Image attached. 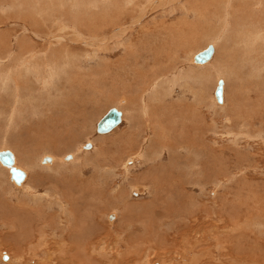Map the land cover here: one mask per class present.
<instances>
[{
  "label": "rangeland",
  "instance_id": "rangeland-1",
  "mask_svg": "<svg viewBox=\"0 0 264 264\" xmlns=\"http://www.w3.org/2000/svg\"><path fill=\"white\" fill-rule=\"evenodd\" d=\"M15 1L21 3V0ZM84 1L86 0H76L75 2L74 0H47L46 4H42L43 0H33V5H36L38 8L35 10L29 8L30 11L28 8L23 10L6 9L5 7L0 8V63H2L0 67H4L5 69L7 66L11 67L15 58L13 55L19 53V45L25 42L26 44L24 45L28 46H26V51L22 53V55H28V53L32 52V49L39 51L44 48V45L47 48L44 49L46 52L48 50V54L49 52L51 53V49L53 51H59L58 49L63 47V45H71V48L75 49L77 53L81 51L79 53L80 61L76 63H79L77 66L78 68L74 70L71 69L70 73L71 80L73 79L72 76L75 75L74 80H72L74 81L73 86L77 85L79 81H84L82 82L83 87L79 88L78 86L69 89V85L63 91V85L66 83L65 80H67V76H65V78L62 76L63 79L59 81L60 83L58 82V86L55 85V89L61 92H53L50 98L48 97V104L45 103V99L43 100L44 102L42 101L40 109L50 107L51 110L47 116L52 114L54 117H51V120H55V118L58 117L59 119L62 118V120H66L62 124L65 132H62L63 129L61 130V127H59L57 132L60 135L64 134L62 140L53 141L51 143L46 141L45 144L40 143L43 142V140H49L50 138L47 137L50 134L55 136L56 131H53L51 127L54 125V123H51L54 122V120H49L50 122L46 121L43 124L42 122H38L42 118L44 120L47 118L41 117L38 112L29 109V107L32 108L33 105L36 104L31 106L25 105V109L23 108V118L29 116H31V118L19 122V124H16L11 129L7 126L8 120L4 119V117L8 115L6 114L8 113V108L4 109L3 106H10L15 99L12 98L10 100L12 94L15 96L16 90L14 84L20 88V85L24 84V80L16 75L12 80L13 83H15L9 88L10 90L8 89V94L4 95L3 91V95L2 93L0 94L2 99H5L3 101L0 99V109L2 111L0 116L3 119L1 120L2 122L0 121V150L8 146L6 141L8 142L9 140L11 144H16L17 146L19 143L16 139L20 136L23 140L25 137L26 141L24 140L25 142H22L23 147L18 145L16 148H6L15 151L17 157L19 156L17 159L18 162L20 160V167L27 169L26 165L22 162L21 156L24 154L23 152L25 150H28L27 147L31 150L30 155L32 159H41L42 156L51 157L52 155L50 154H54L62 159L67 157L70 159V156L75 153L78 155V159L76 160L77 163L74 162L62 166L60 160H58L59 167L56 162L55 168L58 167L60 170L55 168L39 170V168L35 166L36 168L32 171H28L30 179L25 187L21 188L20 186L16 188L17 185H14L13 192L10 191L9 193H5L4 191V203L2 204L3 212L1 213L2 216L0 215L1 218L3 217L2 219L0 218V264H43V262H45L44 264H63L64 260L68 258H71L70 260L75 259V263L73 262V264H145L143 262L146 261L147 264H264V212L262 213V211L260 212L259 210V208L264 210V79H262L263 81L252 79L249 74H247L248 70L244 67V69L240 67L241 59L235 53L236 50H234L236 46L228 39L226 41L225 38H222L217 41L218 52L215 55V60L213 59L209 63L211 66L208 65L207 69H202L203 71H209L207 72L209 75L211 74L208 80L209 82L207 79L204 82L202 76H200L196 80L197 84L193 82L190 85L189 79L187 78V80H185L184 78L178 85H175L169 96L165 97L163 95L164 97L161 98L162 100H154L153 97H158L160 91L156 90V92H158L157 94H151V92L158 87L153 84L155 81L150 82L151 79L152 81L154 78L163 77L171 79L173 77L172 75L175 73L184 75L185 72H197L192 65L193 63L190 61L191 57L195 52L205 48L207 45H213V43H210L213 41L211 38L213 36L212 30H214L213 27L218 25L207 22L206 18H201L198 21L193 15L194 8L199 7L198 5L202 4L204 0H172L171 2L167 0L168 2H166L165 5L163 2H158L156 4L154 2V7L150 5L146 8L148 12L142 10V16L145 15L142 25L138 26L136 23L132 30L130 29V31L126 32L122 37L123 39L125 38L123 40L125 43L123 42L124 44L117 45L116 49H114L116 46H113L114 41L116 42L114 39L106 43L110 49L105 52L103 50H97V48L89 46L84 42L69 43L72 38L70 31V34L67 35L69 39H67V41L64 40L62 45H55L54 42H52L53 44H49L50 40H54V34H67L64 31L65 26L68 25L61 19L57 20V18H53V15L45 11L53 10L55 12L63 11L66 13L67 9L73 8L74 3L75 6L73 9H82L84 11L85 7L88 6L87 3L92 5L94 1L99 4L101 2V0ZM242 2L244 3V0H242ZM187 3L190 7L185 6ZM2 5L3 4L0 3V7ZM40 5H43V9ZM144 5L148 4H140L142 7ZM213 5L215 6V4ZM142 7L138 9L141 10ZM184 8H186L185 10L188 9L187 12L190 11L191 13L187 14ZM86 16L87 15H85V17ZM82 17L84 16L82 15ZM128 22L131 23V20ZM172 27L180 30L179 33L181 34L178 40L176 39L177 41L175 39H166L167 31H169L166 28L172 29ZM80 30L84 32L82 29ZM148 31L150 32L149 34ZM153 31H158V35L161 37L155 38L157 35ZM98 33L100 35L106 33L111 35L113 32L111 33V30L107 29L104 33L100 30ZM169 34H171L170 31ZM149 35L152 37H149ZM176 35H178V33ZM181 35L184 38H181ZM85 36L88 37L89 35L87 34ZM168 38H170V35ZM185 41L187 42L186 44L184 43ZM125 46L129 52L132 47L131 50L133 52H130L132 54L129 55L128 51L124 50ZM157 54L159 58L154 62L153 56L155 57ZM138 56H143L140 61L143 60L144 57H148L149 61L146 63L147 66H144L141 61L140 63L141 65L143 64L144 67H140L138 63L137 65H139V67L134 65V67L131 68L130 65H128V61H133L132 59H136ZM126 59L129 60L127 61ZM223 60L225 61L223 62ZM158 62H161V64ZM229 64H236L237 69L231 68ZM216 68L221 71L222 69L226 70L227 72V80L222 78L225 83L224 95L226 97L224 96V99L226 100V104L224 105L223 103L221 107L219 105L214 106V102L212 101L216 89ZM77 69L79 71H77ZM77 72H80V74ZM194 72L193 76H197L198 74ZM1 73L4 74L5 72ZM129 74L130 76H128ZM116 76L117 79L114 78ZM110 77L114 78L115 81ZM128 77H130V79H128ZM93 79L102 80L100 83H104L105 88L104 85L101 84L103 86L102 88V86H98L96 83V86L93 85L95 88L90 87V89L93 88L97 92L91 93L85 83L88 84L91 81L93 82ZM111 83L113 84L111 85ZM138 86L139 88H137ZM200 87H204V91ZM21 90H23L21 91V95L27 96L25 88L22 87ZM194 90L197 92H192ZM72 92L77 96H74ZM200 92L203 95H201ZM91 94L93 97H91ZM35 96L37 95L35 94ZM196 96L198 97L196 98ZM86 97H90V104L84 107L82 103H79L78 106L84 110L87 119L85 120L79 117V120H77L78 122L69 121L67 116L73 111L71 107L74 108L71 104ZM139 101L140 104H142L141 101H145V104L148 103L147 105L151 106L152 112H154H151L153 115L151 114L150 118L143 117V119H141V122L145 124L146 127L149 125L143 133H139L136 129L133 130L130 124L127 123L126 120H123L121 125L114 132L106 135V137H98L99 134L96 132V124L110 109L118 108L124 110L123 107L116 104L131 102L134 105V102L139 104ZM125 105L129 104L127 103ZM188 109H190V112L187 113V111H189ZM66 112H69V114ZM35 114L38 115L36 116ZM159 114L161 119H159ZM33 117L34 119L32 120ZM157 120L160 122V127L159 125L158 127L157 125H153ZM151 121H153V123ZM71 123H75L76 126L71 127ZM46 126H48V128H46ZM66 126L68 127L65 128ZM49 128H51L52 131H50L51 129ZM154 128H157V132L155 131V133L153 132ZM139 130H141V128H139ZM37 132H44V134H37ZM132 133H136L135 136H137V141H131L130 137L134 135H132ZM65 134H67L66 137ZM29 135H31L30 138ZM41 135L42 137L40 139L39 136ZM43 136H46V138L42 139ZM33 137H37L38 139L34 143H27V138L32 139ZM88 143H93L95 150L85 155L83 152L87 150L81 149L79 151V147H85ZM139 150L142 151V155H145L140 157L142 159H137L136 157ZM126 160H128L126 166L130 168L129 176L120 175L114 178L110 170L116 168L115 173H120L123 169V163L125 164ZM130 161H132L131 164L128 163ZM35 162L38 161L36 160ZM150 167L156 169H151L153 170L150 173L151 176L157 173L153 175V178L158 175L159 170L162 171L163 175L166 173L165 176L167 175V177L165 180L167 182L168 180L169 182H173L172 177L175 178L174 184L172 185V188L175 189V194L171 200L167 198L168 201L165 200V194L163 193L157 195L153 190V184H148V180L144 179L146 182L141 180L144 174H148L147 171ZM154 170L158 171L155 172ZM189 173L194 175L191 177L188 175ZM104 175L105 177H103ZM170 175L171 180L170 178L168 179ZM8 176L10 180V174ZM106 176H108V179ZM196 177H198L199 181ZM4 178L8 180L6 174H4ZM130 178L131 180H129ZM136 178L137 180H135ZM9 180L8 183H10V185L12 184L11 186H13L14 183L17 184L12 179V181ZM80 184L86 189L92 188L91 190H95L94 193L91 191V193H93L92 197L89 198L86 196V200H88L89 203L86 206L83 204V199H77L79 198V193L77 194L76 191ZM134 185H137L140 191L134 190V192L132 191L133 193H131L130 187H135ZM148 186H150L154 194H150L151 191L148 189ZM31 187H36V192H32L33 190L30 191ZM5 188L8 189L9 187L5 185ZM94 195L95 197H93ZM157 196L163 198L159 200ZM76 199L81 204H79ZM67 200L73 205L68 204ZM154 201L158 202L156 203ZM160 201H163L161 202L163 208H160L162 207L160 206ZM169 201L171 202L170 207L172 205L173 209H171V211H173L171 214L163 212L165 210L164 205L168 208L167 204ZM74 202L78 203L80 208H78ZM158 203L160 207L157 206ZM151 204H154V207L151 206V208ZM26 205L30 207H26ZM71 207L72 210L70 209ZM223 208L227 213L221 210ZM17 209H19V213ZM254 209L259 212L257 213ZM220 210L222 213L221 215L220 212H218ZM33 212L35 214H33ZM155 212L162 213L163 216L154 217ZM177 212L178 215H183L184 221L180 219V226L178 228H172L175 225L171 226L167 224H171V222L175 224L178 221V218L173 216V214ZM188 212L191 213V215L187 216L189 214ZM24 213H29V215L26 216ZM207 213L211 218L207 217ZM217 213H219V215ZM228 213L231 215L228 216ZM260 213L263 215H260ZM113 214L116 215V218L114 221H110L109 217ZM195 214L199 218L197 223L196 221H186V223H184L185 220L193 219ZM30 215L32 218L29 220ZM73 215L76 216L74 217ZM215 216L216 219H214ZM225 216L227 217L225 218ZM68 217L72 219L69 220ZM210 220L213 227L209 226H212V224H209ZM149 222L151 224L154 223L156 228L159 226L161 229L156 231L155 228L153 229V227L150 226L151 224ZM187 222L189 224H187ZM206 224L209 225L207 226ZM237 224L240 228H237ZM181 225L183 227H181ZM225 225L231 231H228L227 228L224 227ZM135 226L138 228V231L133 229ZM141 226H150L151 229H153L152 233L146 232L148 234H146L145 236L147 237H145L143 233L145 234L144 231L146 230L141 232ZM219 226L222 227V229L219 228ZM234 226L241 230L235 229ZM214 228L217 232L219 231L220 237L217 235L218 233H214ZM217 228L223 231V228H225V231L222 232L224 235H221V230H217ZM197 229H199L198 233L196 231ZM79 233L86 234L87 237L84 236L85 239L82 238L84 239L82 240ZM184 234L186 236H183ZM149 235H153L152 238H150L152 240L149 239ZM140 236H144L145 238L142 237V240ZM224 236H226V239ZM233 236L234 241L232 238ZM217 237L220 239L218 240ZM138 241H140L139 244L143 243L144 245H137ZM92 244H94L95 247L93 250L90 249ZM221 245H224L223 248H221ZM78 251L80 253H78ZM82 251L83 253H81ZM229 251L232 252L230 253ZM230 255L233 256V258L229 259ZM67 263L68 262L65 261V264Z\"/></svg>",
  "mask_w": 264,
  "mask_h": 264
},
{
  "label": "bare ground",
  "instance_id": "bare-ground-1",
  "mask_svg": "<svg viewBox=\"0 0 264 264\" xmlns=\"http://www.w3.org/2000/svg\"><path fill=\"white\" fill-rule=\"evenodd\" d=\"M76 0H74V2H75ZM86 1H88V0H86ZM86 1H84V2H86ZM90 1V0H89ZM94 1V0H93ZM169 1V0H168ZM167 0H101V2H100V4L98 3V2H96V1H94V3L92 4V5H90L89 3H87V5L88 6H86L85 7V10L83 11L82 9H78V10H75V9H73L74 8V6H75V3L73 4V8H71V9H67L66 10V13H64L63 11L61 12V11H57V12H55V11H53V10H48V11H45L46 13H48V14H51V15H53L54 17L53 18H57V20L58 19H61V20H63L64 22H66L67 23V25L69 26H65V31L64 32H66L67 34H54V40L53 41H49V40H47V41H49L50 43L49 44H53L52 42H54V44L55 45H62V42L65 40V41H67V39H69V37L67 36V35H69L70 34V32H71V35H72V38L70 39L71 41H69V43L70 42H73V43H78V42H84V43H87L89 46H92V47H95V48H97V50H103L104 52L106 51V50H108V49H110L109 47H108V44L106 45V43H108V41L110 42V40H116V42L114 41V45L113 46H116L114 49H116L117 48V45H120V44H124L125 42L123 41L124 39L122 38L123 37V35L126 33V32H128V31H130V29L132 30V28H134L135 27V24L136 25H138V26H140V25H142V23H143V21H144V16L145 15H143L142 16V10H145L146 12H148L147 11V7H149L150 5L151 6H153V4H154V2H155V4L156 3H164V5H165V3L166 2H168ZM172 0H170V2H171ZM177 1V0H176ZM50 2V1H49ZM0 3H2L3 5L0 7V8H6V9H21V10H23V9H27L28 8V10L30 11V9L29 8H31L32 10H35V9H37L38 7H36V5H33V0H21V3H19V2H17V1H15V0H0ZM47 3V0H43V3L42 4H46ZM52 3V2H51ZM199 3V2H198ZM203 3H207V4H203ZM202 4H200V5H198L199 7H197V8H194V10H193V15L195 16V18L199 21V19H201V18H206L207 19V22H210V23H215V24H217L218 26H215V27H213L214 28V30H212V32H213V36L211 37L212 38V42H210V43H213V45H211L212 46V55H211V57H210V59L207 61V62H205V63H203V64H201V63H195L194 62V56L196 55V54H198V53H201V52H203V51H205L207 48H208V46H210V45H207L205 48H203V49H201V50H199V51H197V52H195L194 54H193V56L191 57V59H190V61L193 63L192 65L194 66V68L197 70V72H194V73H197L196 75L197 76H193L194 74H193V72H190V73H184V75H182V74H178V73H175V74H173L172 76V78L171 79H169V78H167V77H163V78H154V80L152 81V79H151V81L150 82H154L153 84H155V86L157 87L155 90H153V92H151V94H157L158 92H156V90L158 91H160L159 92V95H158V97L157 96H154L153 97V99L154 100H157V99H161V98H163L164 96L166 97V96H169V94H171V92L173 91V88L175 87V85H178L179 83H180V81H183V79L185 78V80H187V78L189 79L188 81H189V84L191 85V83H193V82H195L196 83V80L198 79V77H200V76H202V79L204 80V82H205V80L207 79V81L209 80V77H210V75H209V73H207V72H209V71H203L202 69L204 68V69H207V67H208V65H210L209 63L214 59L215 60V58H216V53L218 52V45H217V41L220 39H222V38H225V40L227 41V39L229 40V41H231L235 46H236V48L234 49V50H236V54L238 55V57L241 59V61H240V67H244V68H246L248 71H247V74H249V76L252 78V79H254V80H259V81H263L262 79H264V0H244V3L242 2V0H204V2H203ZM217 3V4H216ZM49 4V3H48ZM56 4V3H55ZM140 4H148V5H144L143 7L142 6H140ZM213 4H215V6L213 5ZM53 5V4H52ZM57 5V4H56ZM71 5V4H70ZM78 5V4H77ZM77 5H76V7H77ZM185 5V4H184ZM38 6V5H37ZM41 6V5H40ZM43 6V5H42ZM41 6V7H42ZM79 6V5H78ZM185 6H188V7H190L189 5H188V3L185 5ZM192 6V5H191ZM66 7V6H65ZM142 7V9L141 10H139L138 8H141ZM154 7V6H153ZM259 7V8H258ZM51 8V7H50ZM220 8V9H219ZM42 9H43V7H42ZM53 9V8H52ZM186 8H184V10H185ZM31 10V11H32ZM152 10V9H151ZM188 10V9H187ZM187 10H185L186 12H187ZM259 10V11H258ZM44 11V10H43ZM65 11V10H64ZM82 11V12H81ZM262 11V12H261ZM28 12V11H27ZM259 12H261V13H259ZM34 13V12H33ZM191 12L190 11H188L187 12V14H190ZM44 14V13H43ZM84 16V17H82V15ZM85 15H87L86 17H85ZM187 17V16H186ZM32 18V17H31ZM42 19V18H41ZM43 20V19H42ZM131 20V23H129L128 21H130ZM60 21V20H59ZM33 22V21H32ZM36 24V23H35ZM62 25V24H61ZM57 26H58V24H57ZM64 26V25H63ZM97 26H99V27H97ZM102 26V27H101ZM101 27V28H100ZM167 27H168V25H167ZM171 27V26H170ZM61 28H62V26H61ZM61 28H60V30H61ZM141 28H142V26H141ZM187 28H190V27H187ZM27 29V28H26ZM63 29V28H62ZM80 29H82L84 32H82ZM111 30V35H109V33H106V34H102V35H100L98 32H99V30L101 31V32H103L104 33V31L105 30ZM164 29V28H163ZM167 30H169L170 32H171V34H169V31H167V34H166V39H172V40H178V37L180 36V34L181 33H179V29H176V28H173L172 27V29L171 28H166ZM183 29V28H182ZM70 31V32H69ZM178 33V35H176L177 33ZM186 31V30H185ZM207 31V30H206ZM27 32V31H26ZM31 32V31H30ZM63 32V31H62ZM154 33H156V37L155 38H157V37H161V36H159L158 35V31H153ZM150 32L148 31V34H149ZM176 33V34H175ZM207 33H208V31H207ZM36 34V33H35ZM89 35L88 37H86L85 35ZM170 35V38H168V36ZM185 34V33H184ZM108 35H109V37H108ZM152 35H153V33H152ZM183 35V34H182ZM181 35V36H182ZM151 35H149V37H150ZM163 36V35H162ZM48 37V36H47ZM46 37V38H47ZM68 37V38H67ZM152 37V36H151ZM164 37V36H163ZM49 38V37H48ZM47 38V39H48ZM52 38V37H51ZM181 38H184L183 36L181 37ZM150 39V38H149ZM161 39V38H160ZM170 40H169V42H170ZM176 40V41H177ZM190 40V39H189ZM208 40V39H207ZM74 41H77V42H74ZM87 41V42H86ZM149 41V40H148ZM157 41V40H156ZM210 41V40H209ZM23 42V41H22ZM30 42V41H29ZM93 42H95V43H93ZM124 42V43H123ZM154 42V41H153ZM4 43V42H3ZM19 43H20V41H19ZM185 44L187 43L186 41L184 42ZM24 44H26V42L25 43H23V44H20L19 45V53L17 54V55H13L15 58H14V61L12 62V66L11 67H9V66H7V68L5 69L4 67H0V94L2 93V91L4 92V95H6V94H8V91L10 90L9 88L10 87H12L13 86V84L15 83H13V79L15 78V76L17 75V77H20V79L22 78L24 81H23V85H20V88L16 85V84H14V86H15V96H14V94H12L11 95V98H10V100L12 99V98H15L14 99V102L9 106V105H4L3 106V108L4 109H6V108H8V113H6V114H8L7 115V117H4V119L5 120H8V127H9V129H11L12 127H14L16 124H19V122H23V120H28V118H31V116H29V117H25V118H23V113H24V111H23V108L25 109V105H28V106H31V105H33V104H36V105H33V107L32 108H30L29 107V109H33L34 111H36V112H38L40 115H41V117H46L47 119H41L40 121H38V122H42V124L43 123H45L46 121H48V122H50V121H53L54 119H52L51 120V117H54V116H52V114H49V116H47V114L50 112V107L49 108H47V107H44L43 109H40V106L42 105V101L45 99V103L46 104H48L47 102L49 101V98H50V96H51V94L53 93V92H58L59 90L58 89H55V85L56 86H58V82L59 81H61L62 79H63V77L62 76H64V78H65V76H67V80H65V84L63 85V91L66 89V87L67 86H69V89H73L74 87H78L79 86V88L80 87H83V83L82 82H84V81H79L78 83H77V85H74L73 86V83H74V81H72V80H74V76H72V80H71V69L72 70H74V69H76V68H78L77 66H78V64H76L77 62H79L80 61V52L79 53H77L76 51H75V49H73V48H71L72 46L71 45H69V46H66V45H63V47H60L58 50L59 51H53L52 49H51V53L49 52V54L47 53L48 52V50H47V52H46V50L44 49V48H46V46L44 45V48L43 49H41V50H39V51H35V49H32V52H30V53H28V55L26 54V55H22V53H24L25 51H26V46H28V45H24ZM64 44V43H63ZM165 44V43H164ZM68 45V44H67ZM191 45V44H190ZM8 46V45H7ZM105 46H107V47H105ZM189 46V45H188ZM233 46V45H232ZM6 47V46H5ZM8 47H10V46H8ZM7 47V48H8ZM127 47H129V46H127ZM131 47V46H130ZM164 47V46H163ZM166 47V46H165ZM170 47V46H169ZM11 48V47H10ZM52 48V47H51ZM64 48V49H63ZM119 48V47H118ZM125 49V51H128V54L130 55V54H132V53H130V52H133L132 50H131V48H130V52H129V50L126 48V46L124 47ZM146 48V47H145ZM186 48V47H185ZM47 49V48H46ZM50 49V48H49ZM233 49V48H232ZM5 50H6V48H5ZM92 50V49H91ZM139 50V49H138ZM3 51V50H2ZM10 51H11V49H10ZM170 51V50H169ZM57 52V53H56ZM9 53V52H8ZM14 53V52H13ZM47 53V54H46ZM83 53V52H82ZM138 53V52H137ZM79 54V55H78ZM87 54V53H86ZM126 54V53H125ZM174 54V53H173ZM22 55V56H21ZM96 55V54H95ZM133 55H134V53H133ZM175 55V54H174ZM83 56V55H82ZM159 55L157 54V55H155V57L153 56V61L154 62H156L155 60H158V57ZM85 57H86V55H85ZM96 57V56H95ZM130 57V56H129ZM143 56H141V57H139L138 56V58H136V59H132L133 61H130L129 59H126L127 61H128V65H130V67L132 68V67H134V65H136L137 67H139V65H140V67L142 66V67H144L145 65L147 66V61H149V59H148V57H144V59L143 60H141L140 61V59L142 58ZM189 57V56H188ZM11 58V57H10ZM13 58V57H12ZM90 58V57H89ZM131 58H132V56H131ZM102 59V58H101ZM105 59V58H104ZM171 59V58H170ZM11 61V60H10ZM144 61V62H143ZM225 60H223V62H224ZM228 61V60H227ZM226 61V62H227ZM143 63L144 64V66H143V64L141 65V63ZM171 62V61H170ZM177 62V61H176ZM216 62H218V61H216ZM231 62V61H230ZM126 63V62H125ZM139 63V65H137ZM159 63V62H158ZM183 63V62H182ZM219 63V62H218ZM217 63V64H218ZM221 63V62H220ZM228 63V62H227ZM2 63H0V66H2L1 65ZM7 64V63H6ZM82 64V63H81ZM159 64H161V62L159 63ZM168 64V63H167ZM170 64V63H169ZM224 64V63H223ZM88 65V64H87ZM127 65V66H128ZM219 65V64H218ZM230 65V64H229ZM229 65H227V66H229ZM80 66V65H79ZM122 66V65H121ZM162 66V65H161ZM166 66V65H165ZM168 66V65H167ZM178 66V65H177ZM211 66V65H210ZM231 66V68H234V69H237V65L236 64H231L230 65ZM119 67V66H118ZM129 67V68H130ZM164 67V66H163ZM170 67V66H169ZM216 67H218V66H216ZM80 68V67H79ZM243 68V69H244ZM192 70V69H191ZM201 70V71H200ZM216 70L217 71H215V79H216V86L215 87H217V85H218V82L219 81H221L222 82V84H221V96H222V101L220 102V103H218V102H216V100H215V96L213 97V104H214V106L215 105H219L220 107H221V105L224 103V105L226 104V100L224 99L226 96L224 95V93H225V89H224V80H222V78H225L226 80H227V72H226V70H223L222 69V71L221 70H219L218 68H216ZM77 71H79L78 69H77ZM100 71V70H99ZM125 71H126V69H125ZM127 71H129V70H127ZM165 71V70H164ZM229 71H230V69H229ZM228 71V72H229ZM233 71H235V70H233ZM1 72H5L4 74H2ZM119 72V71H118ZM131 72V71H130ZM134 72V71H133ZM145 72V71H144ZM154 72V71H153ZM159 72H160V70H159ZM238 72V71H237ZM77 73H79L80 74V72H77ZM105 73H108V72H105ZM117 73V72H116ZM164 73V72H163ZM73 74V73H72ZM75 74V73H74ZM110 74V73H109ZM108 74V75H109ZM124 74V73H123ZM136 74V73H135ZM138 74H140V73H138ZM156 74V73H155ZM231 74V73H230ZM96 75V74H95ZM115 75V74H114ZM126 75V74H125ZM154 75V74H153ZM107 76V75H106ZM118 76V75H117ZM117 76L116 77H114V78H116L117 79ZM128 76H130V74L128 75ZM140 77H142L141 75H139ZM158 76V75H157ZM162 76V75H161ZM171 76V75H170ZM78 77V76H77ZM96 77V76H95ZM127 77V76H126ZM152 77V76H151ZM154 77V76H153ZM156 77V76H155ZM234 77V76H233ZM92 78H94V77H92ZM107 78H108V76H107ZM111 78V77H110ZM114 78H111L113 81H115V79ZM123 78H125V77H123ZM132 78V77H131ZM143 78V77H142ZM141 78V79H142ZM196 78V79H195ZM100 79V78H99ZM104 79V78H103ZM110 79V80H111ZM128 79H130V77H128ZM144 79H146V78H144ZM143 79V80H144ZM235 79V78H234ZM106 80V79H105ZM127 80V79H126ZM21 81V80H20ZM94 81H95V83H94ZM102 80H98V79H93V82L91 81L90 83H85V85H87V87H88V90H90L91 91V93L92 92H95L96 90H94L93 88H91V89H93V90H91L90 89V87H94V86H96V83H97V85L98 86H102V85H104V83H100ZM125 81V80H124ZM129 81V80H128ZM132 81V80H131ZM135 81V80H134ZM133 81V82H134ZM199 81V80H198ZM197 81V82H198ZM211 81V80H210ZM146 82V81H145ZM144 82V83H145ZM149 82V83H150ZM209 82V81H208ZM35 83V84H34ZM60 83V82H59ZM81 83H82V85H81ZM114 83V82H113ZM113 83H111V85L113 84ZM125 83V82H124ZM140 83H142V82H140ZM188 83V82H187ZM102 84V85H101ZM143 84V83H142ZM197 84V83H196ZM35 85V86H34ZM72 85V86H71ZM94 85V86H93ZM125 85V84H124ZM152 85V84H151ZM145 86V85H144ZM180 86V85H179ZM22 87H24L25 88V90L27 91V96L26 95H21V91H23V90H21V88ZM142 87V86H141ZM146 87V86H145ZM178 87V86H177ZM190 87V86H189ZM95 88V87H94ZM102 88H103V86H102ZM104 88H105V85H104ZM137 88H139V86L137 87ZM147 88V87H146ZM155 88V87H154ZM153 88V89H154ZM191 88V87H190ZM193 88V87H192ZM201 89H203V91H204V87H200ZM9 89V90H8ZM84 89V88H83ZM96 89H98V88H96ZM142 89V88H141ZM12 90V89H11ZM19 90H20V92H19ZM78 90V89H77ZM142 90H145V89H142ZM141 90V91H142ZM147 90V89H146ZM148 90H151V89H148ZM189 90V89H188ZM192 90V89H191ZM206 90V89H205ZM79 91V90H78ZM196 90H194V91H192V92H195ZM200 91V90H199ZM12 92V91H11ZM59 92H61V91H59ZM75 92V91H74ZM97 92V91H96ZM144 92V91H143ZM188 92V91H187ZM197 92V91H196ZM195 92V93H196ZM64 93V92H63ZM73 93V92H72ZM142 93V92H141ZM201 93V92H200ZM200 93H198V94H200ZM9 94H10V92H9ZM35 94L37 95V96H35ZM57 94V93H56ZM77 94H78V92H77ZM149 94V93H148ZM194 94V93H193ZM2 95H3V93H2ZM70 95V94H69ZM73 95L74 96H77L75 93H73ZM164 95V96H163ZM201 95H203L202 93H201ZM150 96H153V95H150ZM207 96V95H206ZM225 96V97H224ZM49 97V98H48ZM61 97V96H60ZM91 97H93L92 96V94H91ZM198 96H196V98H197ZM7 98V97H6ZM9 98V97H8ZM89 98V99H88ZM86 97V98H81V99H79V100H77L76 101V103H73V104H71V106H73L74 108H72L71 107V109L73 110V111H71V113L69 114V112H66V113H68L67 115V119H69V121H77V120H79V117H81V118H83V119H87L86 117H85V113H84V110L82 109V108H80V106H78L79 105V103H82L83 105H84V107L86 106V105H89L90 104V102H89V100H90V97ZM140 98V97H139ZM201 98V97H200ZM200 98H198V99H200ZM0 99L3 101V100H5V99H2V97L0 96ZM68 99V98H67ZM66 99V100H67ZM71 99H72V97H71ZM166 99V98H165ZM165 99H163V100H165ZM194 99V98H193ZM54 100H56V99H54ZM124 100V99H123ZM144 100V99H143ZM149 100V99H148ZM162 100V99H161ZM160 100V101H161ZM225 100V101H224ZM52 101V100H51ZM72 102H74L73 100H71ZM132 101V100H131ZM151 101V100H150ZM193 101V100H192ZM205 101V100H204ZM44 102V101H43ZM142 102V104H140V101H139V104H136L135 102H134V105H133V103H131V102H123V103H117L116 105H119L120 107H123V109L124 110H120V109H118V108H116V111H118V112H120V123L116 126V127H114L111 131H109V132H106V133H98L99 134V136L98 137H106V135H108V134H110V133H112V132H114L120 125H121V123L123 122V120H126V122L127 123H129L130 124V127L133 129V130H135L136 129V131H138L139 133H143L144 132V130H146L147 129V127L149 126H145V124H143L142 122H141V119H143V117H147V118H150L151 116V114L152 113H154V112H152V109H151V106H149V105H147V104H145V101H141ZM180 102V101H179ZM63 103V102H62ZM129 104V105H125V104ZM138 103V102H137ZM180 104V103H179ZM44 105V104H43ZM125 105V106H124ZM184 105V104H183ZM27 106V107H28ZM45 106V105H44ZM47 106V105H46ZM134 106V107H133ZM179 106V105H178ZM35 107V108H34ZM134 108V109H133ZM189 108V107H188ZM68 109V108H67ZM93 109V108H92ZM115 109V108H114ZM187 109V108H186ZM45 110V111H44ZM64 110V109H63ZM168 110V109H167ZM189 111H187V113L188 112H190V109H188ZM155 111H156V109H155ZM160 111H161V109H160ZM159 111V112H160ZM163 111V110H162ZM165 111V110H164ZM195 111V110H194ZM52 112V111H51ZM152 112V113H151ZM164 113V112H163ZM186 113V112H185ZM218 113V112H217ZM0 114H2V111H1V109H0ZM57 114V113H56ZM162 114V113H161ZM36 116L38 115V114H35ZM34 115V116H35ZM60 115V114H59ZM63 115V114H62ZM66 115V114H65ZM149 115V116H148ZM153 115V114H152ZM156 115H158V114H156ZM162 115H164V114H162ZM161 115V116H162ZM182 115V114H181ZM66 117V116H65ZM87 117H88V115H87ZM153 117V116H152ZM154 117H155V115H154ZM158 117V116H157ZM182 117H183V115H182ZM34 119V117L32 118V120ZM145 119V118H144ZM152 119H155V118H152ZM159 119H161V117H160V114H159ZM204 119V118H203ZM1 120H3L2 118H1V116H0V121ZM50 120V121H49ZM140 120V121H139ZM30 121V120H29ZM35 121V120H34ZM66 120H62V118L61 119H59V117L58 118H55V120H54V122H51V123H54V125L53 126H51L52 128H53V131H56V133H55V136L54 135H49L48 136V134H47V138H50L49 140H43V142H41L40 144H45L46 143V141L47 142H55V141H60V140H62V138H63V135L64 134H62V135H60V134H58L57 132H58V130H59V127H61V130H62V132L64 131L65 132V129H64V126H62V124L65 122ZM2 122V121H1ZM36 122V121H35ZM67 122H68V120H67ZM78 122V121H77ZM152 123H153V121H151ZM98 123V122H97ZM41 124V123H40ZM67 124V123H66ZM70 124V123H69ZM68 124V125H69ZM6 125V124H5ZM34 125V124H33ZM46 125H47V123H46ZM71 127H74V126H76L75 125V123L74 124H72L71 123ZM154 126L155 125H157V127H158V125H159V127H160V122L157 120V122L156 123H154L153 124ZM6 126V127H7ZM40 126V125H39ZM49 126V125H48ZM48 126H46V128H48ZM96 126H97V124H96ZM41 127V126H40ZM68 126H66L65 128H67ZM17 128V127H16ZM139 128H141V130H139ZM153 128V127H152ZM7 129V128H6ZM5 129V130H6ZM33 129V128H32ZM37 129V128H36ZM49 129H51V128H49ZM143 129V130H142ZM156 129L157 128H154V130H153V132L155 133V131H156ZM163 129V128H162ZM48 130V129H47ZM70 130H72V129H70ZM69 130V131H70ZM133 130H132V132H133ZM0 131H1V129H0ZM26 131V130H25ZM50 131H52V129L50 130ZM203 131V130H202ZM63 132V133H64ZM97 132V131H96ZM157 132V131H156ZM16 133H17V131H16ZM39 133H41V132H39ZM38 132H37V134H39ZM51 133H53V132H51ZM71 133V132H70ZM0 134H1V132H0ZM41 134H44V132L43 133H41ZM134 134V135H133ZM135 134L136 133H132V137H130V139H131V141H137V136H135ZM20 135V134H19ZM6 136V135H5ZM54 136V137H53ZM67 136V134H65V137ZM69 136V135H68ZM13 137V136H12ZM31 137V135H29V138ZM41 137H42V135L41 136H39V138L41 139ZM53 137V138H52ZM44 138H46V136H43V138L42 139H44ZM38 138L37 137H33L32 139H28L27 138V143H34L36 140H37ZM67 139V138H66ZM17 141H18V145L20 146H22L23 147V145H22V142H25L26 141V138L24 137L23 138V140H22V137H18V139H16ZM25 140V141H24ZM103 140V139H102ZM106 140V139H105ZM16 141V142H17ZM41 141V140H40ZM15 142V141H14ZM89 142V141H88ZM58 143V142H57ZM131 143V142H130ZM4 144V143H3ZM6 144L8 145V146H6V147H4L2 150H0V153H6V152H8V153H10V156H11V158H12V160H13V164L11 165V166H7V165H4L3 163H2V161L0 160V215L2 216V212H3V206H2V204L4 203V191H5V193H9L10 191H12L13 190V187H14V185L16 186V188L17 187H20L21 186V188H23V187H25V185L28 183V180L30 179V175L28 174V171L29 170H33L34 168H39V170H45V169H47V168H55V166H56V162L58 161V160H60V164L62 165V166H64V165H68V164H70V163H77L76 162V160L78 159L77 158V154L75 153V154H73L72 156H70V159L67 157V158H58V156H56V155H54V154H50V155H52L51 157H49V156H47V157H43L42 156V158L41 159H36L38 162H35L36 160L35 159H32V157H31V150H29V148L27 147V151L25 150L23 153V155H21L22 156V162H23V164H25L26 165V168L27 169H25V168H22V167H20V165H19V163H20V160H19V162H18V157H17V154L15 153V151H13V150H11V149H6V148H11V147H17L16 146V144L14 145V144H11L10 142H9V140H8V142L6 141ZM66 146V145H65ZM83 146V145H82ZM156 147V146H155ZM44 148V147H43ZM72 148V147H71ZM80 149H79V151L82 149H86L87 151L86 152H83L85 155H88L92 150H95V148L93 147V143H88V145H85V147H79ZM55 149V148H54ZM58 149V148H57ZM127 149V148H126ZM7 150V151H6ZM17 150H18V148H17ZM90 150V151H89ZM19 151V150H18ZM60 151V150H59ZM141 150H139L138 151V154H136V157H137V159H139L141 156H145V155H142L141 154ZM63 153V152H62ZM134 154V153H133ZM68 156V155H67ZM97 156H98V154H97ZM84 157V156H83ZM97 159V158H96ZM121 159V158H120ZM130 159V158H129ZM140 159H142V158H140ZM65 161V162H64ZM127 161L128 160H126V162H125V164L123 163V169L121 170V172L120 173H118L117 174V172L115 173V171H116V168H113V169H111V168H109V169H111L110 171H111V173H113V175H114V178H116V177H118V176H122V175H126L127 177L129 176V172H130V168H129V166H126L127 165ZM133 161V160H132ZM132 161H130V162H128V163H132ZM58 163V162H57ZM92 163V162H91ZM134 164V163H133ZM24 165V166H25ZM60 165V166H61ZM71 165H73V164H71ZM98 165H101V164H98ZM112 165V164H111ZM36 166V167H35ZM76 166V165H75ZM4 167V168H3ZM58 167H59V163H58ZM58 167H56L55 169H58V170H60ZM112 167V166H111ZM132 167V166H131ZM61 168V167H60ZM73 168V167H72ZM78 168V167H77ZM100 168V167H99ZM107 168V167H106ZM152 168H154V167H150V169L148 168V171H147V173L148 174H144L143 175V177H142V179L141 180H148V184H153V190L155 191V193L157 194V195H159V194H161V193H163V194H165V200H167V199H172L174 196V194H175V189H173L172 188V185L174 184V177H172L173 179V182L172 181H170L169 182V180H168V182L165 180V178L167 177V175L165 176V174L163 175V173H162V171H160L159 170V173H158V175L157 176H155L154 178H153V175H156L157 173H155V172H157V171H155V172H153V173H155V174H153L152 176L150 175V173L153 171V170H151ZM12 169H15V170H18V171H20V172H22V174H23V181L22 182H19V183H17V184H13V186H11L10 185V183H8V180H9V174H10V180L9 181H12L13 180V178H12V176H11V170ZM69 169V168H68ZM158 169V168H157ZM57 170V171H58ZM105 170V169H104ZM179 170V169H178ZM194 170V169H193ZM100 171V170H99ZM98 171V172H99ZM36 172V171H35ZM77 172H78V169H77ZM119 172V171H118ZM131 172H132V170H131ZM161 172V173H160ZM189 172V171H188ZM31 173V172H30ZM169 173H171V172H169ZM4 174H6L7 175V177H8V180L7 179H5L4 178ZM102 174V173H101ZM100 174V175H101ZM103 174H105V173H103ZM168 174V173H167ZM242 174V173H241ZM112 175V174H111ZM169 175V174H168ZM188 175H190L191 177L194 175V174H191V173H189ZM109 176V175H108ZM108 176H106L107 177V179H108ZM172 176H174V175H172ZM198 176V175H197ZM243 176V175H242ZM79 177V176H78ZM99 177V176H98ZM102 177V176H101ZM103 177H105V175L103 176ZM171 177V175L168 177V179ZM125 178V177H124ZM140 178V177H139ZM197 178V180H198V177H196ZM12 179V180H11ZM34 179H36V178H34ZM101 179V178H100ZM127 179V178H126ZM106 180V179H105ZM115 180V179H114ZM129 180H131V178L129 179ZM135 180H137V178L135 179ZM134 180V181H135ZM140 180V179H139ZM138 180V181H139ZM144 180V182H146ZM170 180H171V178H170ZM201 180H202V178H201ZM200 180V181H201ZM14 181V180H13ZM35 181V180H34ZM33 181V182H34ZM38 181V180H37ZM199 181V180H198ZM105 182V181H104ZM132 182V181H131ZM90 183H91V181H90ZM129 183V182H128ZM127 183V184H128ZM135 183V182H134ZM32 184V183H31ZM35 184V183H34ZM76 184V183H75ZM103 184V183H102ZM223 184V183H222ZM5 185H7L9 188L8 189H6L5 188ZM131 185H132V183H131ZM130 185V186H131ZM220 185H221V183H220ZM35 186H37V185H35ZM76 186H77V184H76ZM80 186V187H79ZM78 187H77V194H78V196H79V198H77V196H76V198L79 200H82L83 201V204H84V206H86L87 204H89L88 203V200H86V198L87 197H92V195H93V193H94V191L93 190H91V189H86L84 186H82L81 184L79 185ZM135 186V185H134ZM150 186H152V185H150ZM150 186H148V189L151 191V189H150ZM218 186V185H217ZM203 187V186H202ZM236 187V186H235ZM71 188V187H70ZM73 188V187H72ZM131 188V193H133L134 192V190H137V191H140V189H138V186L136 185L135 187H130ZM152 188V187H151ZM6 189V190H5ZM35 189H37L36 187H31L30 188V191H32V192H36V190ZM252 189V188H251ZM8 190V191H7ZM153 190L151 191V193L150 194H154V192H153ZM7 191V192H6ZM91 191H93V193H91ZM133 191V192H132ZM13 192V191H12ZM31 192V193H32ZM96 193V192H95ZM33 194V193H32ZM38 194V193H37ZM253 194V193H252ZM55 195V194H54ZM96 195V194H95ZM95 195L93 196V197H95ZM10 196H12V195H10ZM35 196V195H34ZM87 196V197H86ZM110 196V195H109ZM154 196V195H153ZM156 196V195H155ZM7 197V196H6ZM69 197V196H68ZM256 197V196H255ZM157 198H159L158 196H157ZM161 198H163V197H160L159 198V200L161 199ZM167 198V199H166ZM40 199V198H39ZM75 199V198H74ZM76 199V200H77ZM36 200H37V198H36ZM41 200V199H40ZM77 200V201H78ZM163 200V199H162ZM61 201V200H60ZM70 201V200H69ZM72 201V200H71ZM75 201V200H74ZM81 201V202H82ZM168 201V200H167ZM32 202V201H31ZM37 202H39V201H37ZM53 202V201H52ZM59 202V201H58ZM65 202H66V200H65ZM67 202H68V200H67ZM154 202H158V201H154ZM154 202H152V203H154ZM161 202H163V201H160V206H162L161 204ZM78 203H79V201H78ZM78 203H75L74 202V204H76L77 206H78ZM155 203V204H156ZM170 201L168 202V204H167V202H166V204L168 205V208H166L165 207V205H164V208H165V210L163 211L164 213H172L173 211H171V209H172V205H171V207H170ZM62 204V203H61ZM68 204H72L71 202H68ZM79 204H81V203H79ZM82 204V205H83ZM73 205V204H72ZM71 205V206H72ZM62 206H64V205H62ZM70 206V205H69ZM154 207V204L152 205H150V207ZM157 206H159V203H158V205ZM159 206V207H160ZM26 207H30V206H27L26 205ZM151 207V208H152ZM220 207V206H219ZM222 207H225V206H222ZM230 207V206H229ZM76 208V207H75ZM78 208H80L79 206H78ZM160 208H163V206L162 207H160ZM159 208V209H160ZM221 208V207H220ZM25 209V208H24ZM23 209V210H24ZM28 209V208H27ZM31 209V208H30ZM40 209V208H39ZM71 210H72V207L70 208ZM154 209H156V208H154ZM167 209V210H166ZM228 209V208H227ZM230 209V208H229ZM13 210H14V208H13ZM18 210V213H19V209H17ZM70 210V211H71ZM150 210V209H149ZM161 210V209H160ZM173 210V209H172ZM204 210V209H203ZM207 210V209H206ZM205 210V211H206ZM218 210V209H217ZM221 210H224V208L223 209H221ZM221 210L220 211H218V212H220V215L222 214L221 213ZM231 210V209H230ZM234 210V209H233ZM255 211H257V213L259 212L258 210H256V209H254ZM259 210H260V212L262 211V213L264 212V210H261L260 208H259ZM210 211V210H209ZM22 212V211H21ZM27 212H29V211H27ZM72 212V211H71ZM145 212V211H144ZM152 212V211H151ZM203 212V211H202ZM211 212V211H210ZM217 212V211H216ZM224 212L225 213H227L225 210H224ZM233 212H235V211H233ZM249 212V211H248ZM14 213H16V212H14ZM13 213V214H14ZM30 213V212H29ZM29 213L27 214V213H24V214H26V216L27 215H29ZM37 213V212H36ZM185 213V212H184ZM189 213V212H188ZM230 213H232V212H230ZM230 213H228L229 215L228 216H230L231 214ZM262 213H260V215L262 214ZM4 214V213H3ZM12 214V213H11ZM33 214H35L34 212H33ZM39 214V213H38ZM37 214V215H38ZM150 214V213H149ZM148 214V215H149ZM153 214V213H152ZM155 215H154V217L155 216H163L162 215V213H158V212H155L154 213ZM183 214V213H182ZM218 215H219V213H217ZM249 214V213H248ZM71 215V214H70ZM85 215V214H84ZM167 215V214H166ZM187 215V214H186ZM189 215H191V213H189L187 216H189ZM207 215H208V213H207ZM210 215H211V213H210ZM259 215V216H260ZM263 215V214H262ZM1 216H0V218H1ZM41 216V215H40ZM72 216V215H71ZM74 217L76 216V215H73ZM168 216H170V215H168ZM173 216L175 217V218H178L177 220V222L175 223V224H172V222H171V224L169 223V224H167V225H175V226H173L172 228H174V227H176V228H178L180 225V222H179V220L181 219L182 221H184L183 220V215H178V212L177 213H175V214H173ZM206 216V215H205ZM264 216V215H263ZM38 217H39V215H38ZM165 217V216H164ZM163 217V218H164ZM167 217V216H166ZM191 217V216H190ZM207 217H210L209 215L207 216ZM218 217V216H217ZM220 217V216H219ZM227 216H225V218H226ZM232 217V216H231ZM3 218V217H2ZM1 218V219H2ZM25 218V217H24ZM32 218V216L30 215V217H29V220ZM69 218V220L70 219H72V218H70V217H68ZM116 218V215L115 214H113V215H110V217H109V219H110V221H114V219ZM151 218V217H150ZM175 218H174V220H175ZM211 218V217H210ZM223 218V217H222ZM0 219V220H1ZM38 219V218H37ZM84 219V218H83ZM214 219H216V216H215V218ZM149 220V219H148ZM199 220V218H198V216L195 214V217L192 219H190V220H185V222L184 223H186V221H188V222H190V221H192V222H194V221H196V223H197V221ZM208 220H209V218H208ZM222 220V219H221ZM224 220V219H223ZM32 221V220H31ZM30 221V222H31ZM151 222V221H150ZM149 222V223H150ZM187 222V224H189ZM205 222V221H204ZM226 222V221H225ZM227 222H228V220H227ZM242 222V221H241ZM229 223V222H228ZM227 223V224H228ZM31 224V223H30ZM135 224V223H134ZM148 224V223H147ZM151 224V223H150ZM149 224V225H150ZM194 224V223H193ZM209 224H212V222H211V220H210V222H209ZM208 224V225H209ZM220 224V223H219ZM241 224V223H240ZM239 224V225H240ZM207 225V224H206ZM207 225V226H208ZM217 225V224H216ZM243 225V224H242ZM31 226V225H30ZM131 226H133V225H131ZM151 227H153V229L155 228V230L157 231V230H159V229H161V228H159V226H158V228H156L155 226V224L154 223H152L151 225H150ZM150 226H146V227H143V226H141L140 227V231L141 232H143L144 230H146V231H144L145 232V234L143 233V235L145 236L146 234H148V233H146V232H151L152 233V231H153V229H151V227ZM187 226V225H186ZM191 226V225H190ZM206 226V227H207ZM210 227H213V224H212V226L211 225H209ZM237 226V228H240V227H238V224L236 225ZM78 227V226H77ZM181 227H183L182 225H181ZM180 227V228H181ZM185 227V226H184ZM205 227V228H206ZM224 227H226V225L224 226ZM235 227V226H234ZM259 227V226H258ZM34 228V227H33ZM191 228V227H190ZM219 228H221L222 229V227H220L219 226ZM227 228V227H226ZM236 227H235V229H237ZM36 229V228H35ZM60 229H62V228H60ZM91 229V228H90ZM133 229H135L136 231H138V228L135 226ZM192 229V228H191ZM207 229V228H206ZM211 229H213V228H211ZM210 229V230H211ZM215 229V228H214ZM221 229H218L217 228V230H221ZM224 229V231H225V228H223ZM230 229H232V228H230ZM234 229V228H233ZM259 229V228H258ZM148 230V231H147ZM190 230V229H189ZM193 230V229H192ZM227 230L228 231H231V230H229V228H227ZM227 230H226V232H227ZM237 230H239V229H237ZM241 230V229H240ZM239 230V231H240ZM260 230V229H259ZM136 231H134V232H136ZM197 231V233H198V231H199V229H197L196 230ZM212 231V230H211ZM214 231V230H213ZM223 230H221V235H224V233L222 234V232H224ZM238 231V232H239ZM187 232V231H186ZM189 232H191V231H189ZM194 232V231H193ZM225 232V233H226ZM264 232V231H263ZM154 233H156V232H154ZM158 233V232H157ZM194 233H196V232H194ZM211 233V232H210ZM210 233H208V234H210ZM215 234L216 233H218L217 235H219L220 233H219V231L217 232L216 231V229H215V232H214ZM229 233V232H228ZM234 233V232H233ZM74 234V233H73ZM80 234V233H79ZM78 234V235H79ZM70 235V234H69ZM151 235V234H150ZM148 236L149 237V239L150 238H152V236ZM28 236V235H27ZM30 236H31V233H30ZM87 237L86 236V234H83V233H81L80 234V238L82 239V238H84L85 239V237ZM144 236H140L141 237V239H142V237H144ZM158 236H161V235H158ZM165 236V235H164ZM183 236H186L185 234L183 235ZM182 236V237H183ZM216 236V235H215ZM139 237V238H140ZM145 237H147V236H145ZM144 237V238H145ZM169 237V236H168ZM219 237H220V235H219ZM226 236H224V238H225ZM31 238V237H30ZM131 238V237H130ZM129 238V239H130ZM159 238V237H158ZM218 238V237H217ZM231 238V237H230ZM233 238V241H234V236L232 237ZM81 239H79V240H81ZM84 239H82V240H84ZM220 238H218V240H219ZM226 239V238H225ZM27 240V239H26ZM40 240H41V238H40ZM132 240V239H131ZM130 240V241H131ZM143 240V239H142ZM150 240H152V239H150ZM155 240V239H154ZM161 240V239H160ZM195 240V239H194ZM216 240V239H215ZM223 240V239H222ZM228 240V239H227ZM226 240V241H227ZM91 241V240H90ZM89 241V242H90ZM149 241V240H148ZM165 241V240H164ZM20 242V241H19ZM23 242V241H22ZM24 242H25V239H24ZM143 242V241H142ZM191 242V241H190ZM199 242V241H198ZM225 242V241H224ZM70 243V242H69ZM94 243V242H93ZM140 243V241H138V243H137V245H144L143 243L142 244H139ZM146 243V242H145ZM197 243V242H196ZM230 243V242H229ZM18 244H20V243H18ZM165 244V243H164ZM222 244H223V242H222ZM225 244H226V242H225ZM40 245H42V244H40ZM132 245V244H131ZM153 245V244H152ZM156 245H157V243H156ZM199 245V244H198ZM37 246H38V244H37ZM64 246V245H63ZM90 246V245H89ZM134 246V245H133ZM146 246V245H145ZM150 246V245H149ZM197 246V245H196ZM223 246L224 245H221V248H223ZM232 246V245H231ZM234 246V245H233ZM39 247V246H38ZM65 247V246H64ZM147 247V246H146ZM219 247V246H218ZM77 248V247H76ZM95 247H94V244H92L91 246H90V249L91 250H93ZM158 248V247H157ZM190 248V247H189ZM229 248V247H228ZM33 249V248H32ZM234 249V248H233ZM232 249V250H233ZM240 249V248H239ZM64 250V249H63ZM16 251V250H15ZM84 251V250H83ZM83 251L81 252V253H83ZM96 251V250H95ZM136 251V250H135ZM157 251H158V249H157ZM34 252H35V250H34ZM68 252V251H67ZM85 252V251H84ZM130 252V251H129ZM230 252V251H229ZM232 252V251H231ZM230 252V253H231ZM44 253V252H43ZM66 253V252H65ZM75 253H77V252H75ZM78 253H80L79 251H78ZM95 253V252H94ZM136 253H137V251H136ZM156 253V252H155ZM22 254V253H21ZM59 254V253H58ZM71 254V253H70ZM50 255V254H49ZM76 255V254H75ZM80 255H83V254H80ZM94 255V254H93ZM62 257H64L63 255H61ZM85 256H86V253H85ZM74 257V256H73ZM72 257V258H73ZM90 257V256H89ZM88 257V258H89ZM92 257V256H91ZM11 258V257H10ZM230 258H233V256H231L230 255V257H229V259ZM42 259V258H41ZM69 259V258H68ZM68 259H66V260H64V263L63 264H65V261H67L69 264H73V262H74V260H68ZM90 259V258H89ZM129 259H130V257H129ZM225 259V258H224ZM236 259V258H235ZM6 260H8V259H6ZM11 260V259H10ZM57 260V259H56ZM123 260V259H122ZM221 260V259H220ZM42 261V260H41ZM41 261H40V263H41ZM47 261V260H46ZM62 261H63V259H62ZM76 261H77V259H76ZM79 261V260H78ZM91 261V260H90ZM117 261V260H116ZM11 262V261H10ZM10 262H7V263H10ZM123 262V261H122ZM147 262V261H146ZM146 262H143V263H145V264H147ZM45 262H43V264H44ZM67 263V264H68ZM75 263V262H74ZM79 263V262H78ZM141 263V262H140ZM19 264V263H18ZM77 264V263H76ZM142 264V263H141Z\"/></svg>",
  "mask_w": 264,
  "mask_h": 264
},
{
  "label": "water",
  "instance_id": "water-1",
  "mask_svg": "<svg viewBox=\"0 0 264 264\" xmlns=\"http://www.w3.org/2000/svg\"><path fill=\"white\" fill-rule=\"evenodd\" d=\"M212 46H208V48L198 53L194 56V62L195 63H205L207 62L211 55H212ZM221 84L222 82L219 81L218 85L215 89L214 96L216 98V101L220 103L222 101L221 96ZM120 123V112L116 111V109L112 108L110 109L97 123L96 131L97 133H106L111 131L114 127H116ZM0 160L4 165L11 166L13 164V160L10 156V153H0ZM11 176L13 180L17 183L21 182L23 180V174L22 172L12 169L11 170Z\"/></svg>",
  "mask_w": 264,
  "mask_h": 264
}]
</instances>
